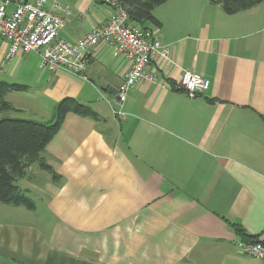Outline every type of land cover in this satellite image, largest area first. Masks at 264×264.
Masks as SVG:
<instances>
[{"label": "crops", "instance_id": "crops-1", "mask_svg": "<svg viewBox=\"0 0 264 264\" xmlns=\"http://www.w3.org/2000/svg\"><path fill=\"white\" fill-rule=\"evenodd\" d=\"M56 1L69 10L59 12L68 41L111 10ZM153 15L160 25L147 27L171 62L153 61L156 81L129 89L123 117L111 106L129 62L109 43L78 75L42 67L36 51L4 61L0 38V81L27 86L5 95L14 109L1 116L49 122L72 97L101 119L65 115L42 152L58 182L36 163L16 181L38 202L0 206V217L22 216L0 222V264H264L235 245L264 236V0L234 14L208 0H167ZM184 70L208 89L186 95Z\"/></svg>", "mask_w": 264, "mask_h": 264}, {"label": "built area", "instance_id": "built-area-1", "mask_svg": "<svg viewBox=\"0 0 264 264\" xmlns=\"http://www.w3.org/2000/svg\"><path fill=\"white\" fill-rule=\"evenodd\" d=\"M100 1L110 6L107 20L92 27L84 36L68 41L59 36L64 24L59 12L69 14V10L58 1L0 0V38L8 44L3 60L9 61L22 53L36 51L41 57L42 67L81 75L96 46L102 42L109 43L129 62L115 92L116 104L111 106L116 116L123 117L129 89L141 81H156L157 69L153 61L161 57L171 62L170 47L160 43L154 30L132 22L118 0ZM180 86L186 95L194 97L208 89L209 81L195 72L184 70ZM235 245L241 254L264 261V236L238 240Z\"/></svg>", "mask_w": 264, "mask_h": 264}, {"label": "trees", "instance_id": "trees-1", "mask_svg": "<svg viewBox=\"0 0 264 264\" xmlns=\"http://www.w3.org/2000/svg\"><path fill=\"white\" fill-rule=\"evenodd\" d=\"M167 0H118L126 9L129 19L142 26L147 24L159 26L154 17L153 9ZM212 4H220L226 14H234L248 10L263 0H208ZM26 85L0 81V203L11 206H23L28 210L35 208L34 202L27 196L26 190L16 184L25 177L27 168L36 163L41 170L48 172L53 182L60 180L57 174L42 156L46 145L58 132L67 113H74L93 120H101L99 115L87 104L72 97L61 99L55 108L52 121L39 122L34 120L3 117L4 112L14 107L5 100V95L12 91H25ZM238 232L244 236L243 229ZM245 238L244 240H253Z\"/></svg>", "mask_w": 264, "mask_h": 264}, {"label": "rangeland", "instance_id": "rangeland-1", "mask_svg": "<svg viewBox=\"0 0 264 264\" xmlns=\"http://www.w3.org/2000/svg\"><path fill=\"white\" fill-rule=\"evenodd\" d=\"M33 202H38L36 199L32 198ZM2 205L4 206V204H0V206L2 207ZM6 207V205L4 206ZM10 207V209H14V207L12 206H8ZM24 209V208H23ZM16 211L14 212H10V215L9 216H5L4 217H0V222L2 223H6V222H21V219H22V216L21 217H18V213H15Z\"/></svg>", "mask_w": 264, "mask_h": 264}]
</instances>
